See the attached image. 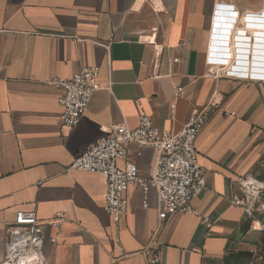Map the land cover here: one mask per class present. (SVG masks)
<instances>
[{
  "label": "crops",
  "instance_id": "obj_1",
  "mask_svg": "<svg viewBox=\"0 0 264 264\" xmlns=\"http://www.w3.org/2000/svg\"><path fill=\"white\" fill-rule=\"evenodd\" d=\"M88 67L99 68V89L68 128L55 82ZM208 103L199 216L178 212L160 225L156 191L145 207L132 186L118 222L104 177L67 170L117 124L135 128L146 113L179 131ZM157 157L130 144L119 164L148 176ZM246 174L264 181V0H0V264L19 210L42 222L46 264H146L158 227L161 264H264V229H250L231 202L230 177ZM58 213L59 229L49 225Z\"/></svg>",
  "mask_w": 264,
  "mask_h": 264
},
{
  "label": "built area",
  "instance_id": "obj_2",
  "mask_svg": "<svg viewBox=\"0 0 264 264\" xmlns=\"http://www.w3.org/2000/svg\"><path fill=\"white\" fill-rule=\"evenodd\" d=\"M99 68L88 67L71 77H61L55 82L62 89L63 125L76 127L84 117L98 84ZM182 87L176 88L179 95ZM172 108L175 104L171 105ZM212 103L192 109L187 123L179 131H167L158 127L146 113L139 116L138 126L131 128L125 123L115 125L108 135L101 136L88 144L73 160L67 170L82 169L101 174L105 179V208L119 222L127 216L129 209L128 190L130 187L141 188L145 194L143 206L147 207L148 194L154 189L157 195L159 221L170 215L186 212L199 216L193 201L207 188L204 170L199 161L197 140L202 130L209 123L213 114ZM228 114V112H224ZM231 114H234L232 112ZM130 144L139 148L153 147L158 157L151 174L143 176L136 162L127 161L123 166L119 162L125 159ZM232 189L231 202L243 209L250 229H264L258 214L262 207L264 181L252 174L230 177ZM207 221L206 217H201ZM63 214L49 223L60 228ZM159 227L152 231L150 242L143 251L146 264H161L160 246L155 248ZM45 230L35 211L19 210L10 228L6 243V262L32 264L38 261L46 264L44 245ZM50 241L56 243L57 237Z\"/></svg>",
  "mask_w": 264,
  "mask_h": 264
},
{
  "label": "bare ground",
  "instance_id": "obj_3",
  "mask_svg": "<svg viewBox=\"0 0 264 264\" xmlns=\"http://www.w3.org/2000/svg\"><path fill=\"white\" fill-rule=\"evenodd\" d=\"M3 264H27V263L26 262L23 263V261H21V259H20V261L18 263L17 262L16 263L4 262ZM32 264H41V263H39L38 261L34 260V262Z\"/></svg>",
  "mask_w": 264,
  "mask_h": 264
}]
</instances>
